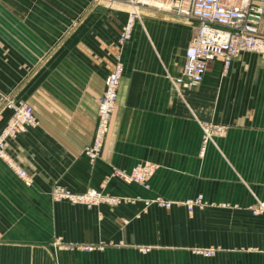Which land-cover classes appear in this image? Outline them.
<instances>
[{"label": "crops", "instance_id": "1", "mask_svg": "<svg viewBox=\"0 0 264 264\" xmlns=\"http://www.w3.org/2000/svg\"><path fill=\"white\" fill-rule=\"evenodd\" d=\"M131 8V0H0V130L10 96L36 117L6 146L31 185L0 159V264H264V54L243 53L227 71L215 59L197 87L176 90L170 78L181 73L197 21L141 7L122 45ZM117 58L116 106L90 162L83 150ZM203 122L225 131L200 155ZM144 162L157 166L147 188L112 174ZM55 183L134 201L114 211L56 203ZM157 196L202 203L191 213L175 204L163 218L155 209L140 215L141 200ZM122 218L131 219L129 235ZM59 243L126 246L81 253Z\"/></svg>", "mask_w": 264, "mask_h": 264}, {"label": "built area", "instance_id": "2", "mask_svg": "<svg viewBox=\"0 0 264 264\" xmlns=\"http://www.w3.org/2000/svg\"><path fill=\"white\" fill-rule=\"evenodd\" d=\"M166 9L175 15L197 21V34L189 41L184 54V64L181 73L176 78H170L172 86L176 89L189 90L197 87L206 72L208 63L220 59L224 71L230 67L233 58L252 52L264 54V37L258 33L259 23L264 16V0H167ZM139 0H131L132 10L127 19L119 38L120 44H124L131 37L134 26L140 22L138 9ZM123 75V65L119 58L113 68L108 72L105 79V91L98 99L97 121L91 143L85 148V153L90 160H95L101 152L105 136L109 129V121L117 98L118 86ZM7 107L12 114L5 126L0 130V159L23 181L30 185L31 178L26 171L20 168L15 161L6 153L7 142L16 138L27 128L36 125V117L32 107L22 102H9ZM202 147L200 155L204 154L205 145L214 142L216 137L223 135L225 126L211 122L202 123ZM155 165L151 163L140 164L128 173H118L120 178L130 182L141 183L148 186L149 180L154 173ZM58 196V188L53 192ZM65 197L72 196L77 200L99 196L96 191L88 192L87 195L63 193ZM156 203L170 206L171 202L155 199ZM202 203V197L188 199L182 204L187 209ZM257 213V212H256ZM213 250L203 251L204 255H212Z\"/></svg>", "mask_w": 264, "mask_h": 264}, {"label": "rangeland", "instance_id": "3", "mask_svg": "<svg viewBox=\"0 0 264 264\" xmlns=\"http://www.w3.org/2000/svg\"><path fill=\"white\" fill-rule=\"evenodd\" d=\"M139 1L140 2H143L139 6V9H138V13L139 14L141 13V7H151V8H154V9H160V8H165L166 9V6L169 4V2L167 0H139ZM131 10H132V8H131ZM119 38H120V36H119ZM116 100H117V98H116ZM12 101L17 102V103L18 102H22V101H19V100L14 99L12 96H10V97L4 99L2 106L5 107L6 109H9L7 107V104L9 102H12ZM22 103H24V102H22ZM115 106H116V101H115ZM115 106H114V108H115ZM97 111H98V100H97ZM110 118H111V116H110ZM109 124H110V121H109ZM85 148L83 150V153H84V155L87 156V154L85 153ZM98 157L96 159H98ZM95 160L92 161V160L89 159L90 162H94ZM146 163H148V162L137 163L133 167H135L137 165H140V164H146ZM133 167H131V169ZM156 168H157V166L155 165L154 173L156 171ZM131 169L129 171H116L115 170L112 174L115 177L119 178L124 183H127V184L135 183V184H139V185H142L143 187L147 188L149 186V183H148V186H145V185H143L141 183H137V182H133V181L132 182L127 181V180H125L123 178H120V176H118V173L119 172H121V173H128V172L131 171ZM154 173H153V175H154ZM153 175L151 176V178L153 177ZM151 178H150V180H151ZM31 183H32V180H31ZM31 183H30V185H31ZM27 186H29V185H27ZM57 188H58L60 194L58 196H55L53 194V192ZM91 191H96L97 193H99V196L98 197H95V198H90V200H88V202H83V200H87V199H84V197L83 198H80L81 200H79V199L77 200L75 197H72V196L65 197L63 195V193L69 192L71 194H77V195L84 196V195H87V193L88 192H91ZM49 195H50L51 200L53 202H56V203H66V204L71 205V206L82 207V208H86V209L103 207V208H106L108 211H114V209L117 208V207H119L120 205L130 204V203H132L134 201V199H131L129 197L115 196V195H112L110 193L105 192L104 190H99V189H96V188H88V189H86L84 191H74V190H72V189H70L68 187H65L63 185H60L58 183H55L51 187L50 192H49ZM156 198H159L161 200H164V199H162L161 197H158V196L157 197H153V198H148V199L141 200V202L144 205V209L140 213V215H142L145 212L147 213L149 209H155L156 211L153 213L154 216L156 218H163V213H164L163 211L164 210H169L175 204L179 205V204H182L183 203V202L182 203H178V202H174V201H168V202H171V205L170 206H165V205L156 203V201H155ZM164 201H167V200H164ZM197 206H199V205H197ZM186 210H187L188 213H191L193 209L190 210V209H187L186 208ZM130 222H131V219H128V218H126V219L122 218V219L119 220L120 229L122 230L123 234H128L129 235V234L132 233L131 232V228H130ZM57 246L60 247V248H64V249L71 250V251H75V252L90 253V252H94V251H103L106 247H115V246L116 247L117 246L123 247V246H126V245H123V244H110V243H107V244H77V243H74V244H60L59 243V244H57ZM136 247L138 248V246H136ZM138 249L140 251H142L143 253H146V252H148L150 250V247L143 246V247H139Z\"/></svg>", "mask_w": 264, "mask_h": 264}]
</instances>
